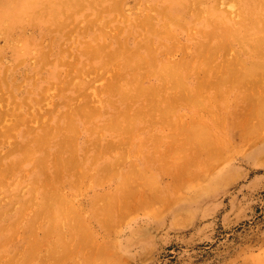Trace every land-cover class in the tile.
<instances>
[{
	"label": "rangeland",
	"instance_id": "obj_1",
	"mask_svg": "<svg viewBox=\"0 0 264 264\" xmlns=\"http://www.w3.org/2000/svg\"><path fill=\"white\" fill-rule=\"evenodd\" d=\"M0 264H264V0H0Z\"/></svg>",
	"mask_w": 264,
	"mask_h": 264
},
{
	"label": "bare ground",
	"instance_id": "obj_2",
	"mask_svg": "<svg viewBox=\"0 0 264 264\" xmlns=\"http://www.w3.org/2000/svg\"><path fill=\"white\" fill-rule=\"evenodd\" d=\"M22 13V12H21ZM245 36V35H244ZM248 68V67H247ZM255 68V67H254ZM253 70V69H252ZM251 71V70H250Z\"/></svg>",
	"mask_w": 264,
	"mask_h": 264
}]
</instances>
